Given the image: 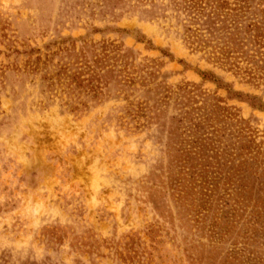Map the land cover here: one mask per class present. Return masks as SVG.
Segmentation results:
<instances>
[{"label":"rangeland","instance_id":"rangeland-1","mask_svg":"<svg viewBox=\"0 0 264 264\" xmlns=\"http://www.w3.org/2000/svg\"><path fill=\"white\" fill-rule=\"evenodd\" d=\"M0 264H264V0H0Z\"/></svg>","mask_w":264,"mask_h":264}]
</instances>
